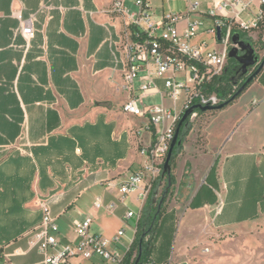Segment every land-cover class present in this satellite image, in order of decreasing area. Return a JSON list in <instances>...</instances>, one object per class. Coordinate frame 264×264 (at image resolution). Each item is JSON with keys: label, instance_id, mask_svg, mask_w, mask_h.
<instances>
[{"label": "crops", "instance_id": "1", "mask_svg": "<svg viewBox=\"0 0 264 264\" xmlns=\"http://www.w3.org/2000/svg\"><path fill=\"white\" fill-rule=\"evenodd\" d=\"M112 1L0 0V264L42 263L32 237L42 204L61 244L77 241L73 222L87 217L92 234L109 242L123 229L109 250L124 255L134 239L145 201L118 189L148 164L140 150L152 137L145 118L121 111L130 97L122 79L130 38L123 18L108 12ZM257 9L237 21H251ZM216 13L233 19L236 11ZM17 16L34 19L27 43ZM204 36L213 47L203 29L193 42L209 44ZM222 116L212 141L209 129ZM194 141L186 137L170 166L150 264H264L247 235L264 216V66L231 105L209 113ZM71 263L108 264L96 256Z\"/></svg>", "mask_w": 264, "mask_h": 264}, {"label": "built area", "instance_id": "2", "mask_svg": "<svg viewBox=\"0 0 264 264\" xmlns=\"http://www.w3.org/2000/svg\"><path fill=\"white\" fill-rule=\"evenodd\" d=\"M182 1L185 2L184 13H162L155 19L151 6L153 0H133L135 10H130L125 0H113L108 9L109 13L123 18L130 38L124 47L122 70L123 89L130 97L122 104L121 111L128 116L145 118V130L154 137L148 147L140 150L148 164L130 175L118 189L122 195L136 191L141 201L146 200L151 184L162 173L176 125L184 112L193 106L214 107L220 104L214 94L203 90L212 78L224 72L228 51L233 46V33H248L258 29L263 22L261 7L264 0ZM255 4L258 9L251 21H237L240 14ZM217 9H231L236 13L233 19H226L217 15ZM17 17L20 21L18 34L27 43L33 36L34 19ZM202 29L213 39V47L205 41L193 42ZM217 30H220L219 39ZM156 80L162 82V90L156 86ZM154 95L159 96L160 103L144 105L143 100ZM181 98L184 101L178 105ZM163 100L173 105L164 106ZM199 115L198 110H193L188 120H195ZM41 207L42 219L32 235L33 244L43 257L41 264H72V259L87 261L93 256L108 264H125L124 255L108 249L110 242H119L123 229H119L109 242L100 235L90 233L92 220L87 217L73 222L77 241L61 244L55 237V219L46 204ZM94 207L100 208L101 204L96 201ZM112 208L113 204L107 206L109 210ZM133 215L128 212L126 218Z\"/></svg>", "mask_w": 264, "mask_h": 264}, {"label": "trees", "instance_id": "3", "mask_svg": "<svg viewBox=\"0 0 264 264\" xmlns=\"http://www.w3.org/2000/svg\"><path fill=\"white\" fill-rule=\"evenodd\" d=\"M261 10L263 13V22L259 25V27H264V5L261 7ZM235 33L238 34L240 39L250 40L246 32L235 31L233 34ZM235 69H236V62L232 59H228L226 68L222 73V75L212 78L210 82L205 85V88L203 90L207 94H214L220 100V104H225L229 102V104L226 105L225 107L231 105L232 102L235 99H237L249 87V85L253 81L252 80L250 83H248L244 87V89L238 95H236L237 91L239 90L240 86L243 83H240L238 86L234 88V86L229 82V78L234 74ZM252 72H254V70ZM232 98L233 100L231 101ZM210 113H214V111ZM199 114L202 113L199 112ZM188 121L189 120L187 119L179 127L177 144L172 149L171 158L169 161L170 166L173 164L174 159L182 150L183 139L189 130ZM151 137L153 142L154 137L153 136ZM163 180H165L164 189L167 187L168 180L166 178V175H162L161 173L155 183V186L153 187V190L149 192L145 200V204L141 216L136 224L134 239L130 247L124 254L125 264H134L138 254H140V256L138 258L137 264H147V263L150 264V260H151L150 256L153 249L152 233L155 230V226L158 224V221L163 213L164 210L163 205L165 202V196L167 195V192L166 193H164V191L162 192L161 195H164V199L157 213V205L161 196L159 197L156 196L157 194L155 191V187L157 186L158 182ZM169 181L170 184L173 183L172 175H170Z\"/></svg>", "mask_w": 264, "mask_h": 264}, {"label": "rangeland", "instance_id": "4", "mask_svg": "<svg viewBox=\"0 0 264 264\" xmlns=\"http://www.w3.org/2000/svg\"><path fill=\"white\" fill-rule=\"evenodd\" d=\"M130 10H135V7L133 4L128 3ZM151 6L155 8L154 16L161 15L162 13L166 14L168 12L172 13H184L185 12V2L182 0H163L161 2H155L153 1ZM254 37H249L250 40H246L249 42L256 53V56L258 57L259 62L264 58V27H259L258 29L254 30ZM202 40H206L209 44V47H211L212 41L208 40L206 36L202 38ZM211 43V44H210ZM180 76H177L179 78ZM184 99L181 98L178 105L183 103ZM144 105L148 104H158L160 103V98L157 96H149L144 100ZM164 106H172L173 104L169 102L168 100H164L163 102ZM215 112V111H214ZM217 112V111H216ZM263 112V111H261ZM210 112H205L202 116H198L195 120L194 118L192 120L188 121V132L185 135L183 139V143L185 142L186 137L194 138V144L198 145L200 144L201 140V134H202V128L203 123L206 121V117L209 116ZM214 114V113H213ZM225 117H221L220 120L217 122V124H214L209 129V137L214 140L215 135H218L220 131L224 128L223 122ZM213 144H210L209 146H212ZM157 180H155L150 187V190H153V187L155 186ZM165 180L158 182L157 186L155 187L156 196H162V192L166 189H164ZM149 194V193H148ZM166 197V196H165ZM92 230L90 232L92 233ZM248 235V250H251V252L254 253L255 259L258 261L264 262V216H262L260 219H258L255 223L252 229H250ZM93 260H97L95 257Z\"/></svg>", "mask_w": 264, "mask_h": 264}, {"label": "water", "instance_id": "5", "mask_svg": "<svg viewBox=\"0 0 264 264\" xmlns=\"http://www.w3.org/2000/svg\"><path fill=\"white\" fill-rule=\"evenodd\" d=\"M216 36H217V39H219L220 30L216 31ZM231 41H232L233 46L228 51L227 58L232 59L236 62V69L234 71V74L229 78V82L234 87L238 86L240 83H243L236 93V95H238L244 89V87L248 83H250L260 73L261 69L264 66V59H262L259 62L253 46L249 42H245V41L240 40L238 34H236V33L233 34ZM239 52H241L242 54H240ZM252 70H254V72H251ZM233 98L231 99V101L233 100ZM228 104H229V102H227L225 104H219V105L214 106V107H212V106H203V107L193 106V107L189 108L188 110H186L184 112V114L181 116V118L177 124L176 130L174 133V137L170 143L169 150L167 152V155H166V158L164 160L163 167H162V175H166V178L168 180L167 187L164 190V193H166L170 187L169 178H170L171 168H170L169 161L171 158L172 149L177 144L179 127L188 119V117L192 114L193 110H198L201 113L219 111V110H222ZM163 199H164V195L161 196V198L158 202L157 213H158L159 208L163 202ZM139 256H140V254H138L134 264H137Z\"/></svg>", "mask_w": 264, "mask_h": 264}, {"label": "flooded vegetation", "instance_id": "6", "mask_svg": "<svg viewBox=\"0 0 264 264\" xmlns=\"http://www.w3.org/2000/svg\"><path fill=\"white\" fill-rule=\"evenodd\" d=\"M240 40L247 42L245 39H240ZM239 53L242 54L241 52H239ZM252 71H253V70H252ZM252 71H251V72H252Z\"/></svg>", "mask_w": 264, "mask_h": 264}]
</instances>
